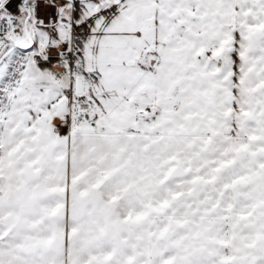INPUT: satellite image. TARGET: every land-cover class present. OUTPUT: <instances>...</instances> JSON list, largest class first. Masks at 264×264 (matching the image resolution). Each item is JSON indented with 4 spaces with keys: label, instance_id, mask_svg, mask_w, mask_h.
<instances>
[{
    "label": "snow or ice",
    "instance_id": "6c2138e0",
    "mask_svg": "<svg viewBox=\"0 0 264 264\" xmlns=\"http://www.w3.org/2000/svg\"><path fill=\"white\" fill-rule=\"evenodd\" d=\"M0 264H264V0H0Z\"/></svg>",
    "mask_w": 264,
    "mask_h": 264
}]
</instances>
